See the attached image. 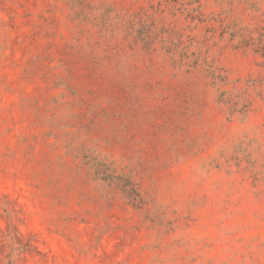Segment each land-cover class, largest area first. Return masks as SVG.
Here are the masks:
<instances>
[{"label":"rangeland","instance_id":"1","mask_svg":"<svg viewBox=\"0 0 264 264\" xmlns=\"http://www.w3.org/2000/svg\"><path fill=\"white\" fill-rule=\"evenodd\" d=\"M0 264H264V0H0Z\"/></svg>","mask_w":264,"mask_h":264}]
</instances>
